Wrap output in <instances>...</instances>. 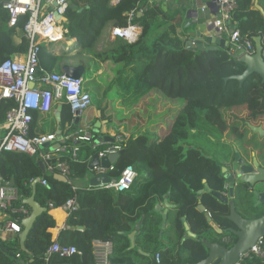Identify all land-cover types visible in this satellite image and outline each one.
Here are the masks:
<instances>
[{"label":"trees","instance_id":"obj_1","mask_svg":"<svg viewBox=\"0 0 264 264\" xmlns=\"http://www.w3.org/2000/svg\"><path fill=\"white\" fill-rule=\"evenodd\" d=\"M153 1L152 5L150 0H119L114 3L113 0H73L66 11L63 24L65 36L69 40L80 39L93 47L110 22L126 26L128 13L138 5L145 7L143 13L135 16V21L142 27V34L137 42L128 43L118 38L107 50L96 55L101 61H109L115 65L123 63L126 68H136L135 75L125 80L130 100L135 97H139L138 100L143 97L155 100L151 107L145 108V114L149 112L146 114L149 123L146 132L132 134L122 143L125 153L114 163L116 168L110 173L113 178H118L127 165H133L138 172L133 186L123 193L100 188L81 187L74 190L73 185L79 186V181L88 177L90 160L100 150L91 144L82 145L78 161H70L66 157L72 172L67 181L44 170L39 156L1 152L0 175L4 181L15 180L20 196L15 206L23 205V200L33 194L32 184L36 179L46 178L49 184L43 186L38 183L36 187V200L48 210L33 222L25 240L26 250L21 249L19 237L6 240L0 238V264H95V239L114 243L111 264H152L151 255L147 254L149 252L153 255L160 252L163 264H196L207 256L204 241L208 239L211 228L205 213L198 208L199 204L206 206L218 225L227 223L225 215L229 213V205L223 204L211 192L199 195L206 184L212 190H224L222 164L199 148L188 145L187 141L191 131L201 125L215 127L220 133H224L228 126L224 121L223 111H239L244 107L254 82L250 78L243 83L231 78L242 74L246 66L241 62L228 65L225 48L215 52L222 64L212 65L200 76L193 75L191 72L197 68L201 58L208 57L205 54L212 52L186 48L184 40L190 37L188 32L195 27H186L179 11H175L174 21L169 25L160 22V15L163 13L157 7V2ZM253 6L254 0H238V8L234 14V25L242 36L247 35L252 40L259 35L264 38V15L254 10ZM28 19V14L20 15L17 23L10 26V14L0 5V63L12 58L15 53L24 54L28 51L29 42L24 34ZM51 49V46L42 44L39 53L40 74L56 71L61 65L65 52L56 54ZM162 59L180 60L178 69L184 70L186 74L190 73L184 78L182 88L177 93L153 81L155 74L148 66ZM84 76L89 88L86 72ZM109 91L110 89L104 92V98ZM162 101H177L179 104L182 101V104L171 110L172 117L171 112L164 116L167 120L164 126L160 123V118L151 120L152 116L164 108L160 105L163 104ZM13 104V101H3L1 120ZM57 105L62 106L61 121L65 125L73 118L71 108L66 103ZM100 109L102 116H105L106 106H101ZM38 112L32 113V128ZM259 113L264 115L263 110ZM93 131L95 138L101 135L98 128L93 127ZM72 197L76 198L78 207L69 213V228L63 230L58 241L63 245H75L79 253L65 258L55 255L47 261L45 254L53 242L50 229L56 226V220L50 214V206L52 204L54 208H60ZM166 198L176 208L172 221V246L169 248L160 246L159 233L163 218L157 209L159 202ZM18 216L20 214H11L13 219ZM184 217L191 232L202 235V238H188L182 242L186 232ZM141 219L143 224L137 236L138 244L135 249H131L129 234L136 229ZM225 235L231 236L232 242H235L236 238L230 232L220 238ZM138 248H143L145 253L139 252ZM178 248L179 252L171 255L172 250ZM183 250L187 251L186 254H183ZM11 253L20 256L14 257ZM241 264L264 262L253 258Z\"/></svg>","mask_w":264,"mask_h":264},{"label":"built area","instance_id":"obj_2","mask_svg":"<svg viewBox=\"0 0 264 264\" xmlns=\"http://www.w3.org/2000/svg\"><path fill=\"white\" fill-rule=\"evenodd\" d=\"M73 0H3L2 7L10 14L9 25L14 26L20 15L28 14L29 19L24 27V34L29 42L28 51L21 54V58H7L0 63V131L5 133L0 137V153L21 152L30 156H39L45 164V169L52 174H61L71 177L70 161H78L83 144H91L100 148L96 153L99 158L108 157L119 153L123 149L122 143L129 138L125 132L114 135V141L96 142L95 134L90 123L80 122L79 116L93 106V95L86 86L87 79L66 76L63 72L51 71L39 73V53L42 44L52 45L53 52L65 51L71 43L80 44L78 39L66 41L65 30L62 26L63 17ZM119 0H113L117 2ZM219 9L215 20L213 33L216 37L225 38V50L228 65L235 64L245 55L255 52L254 40L247 35L242 36L240 30L234 25V14L238 8V0H214ZM151 2V0H150ZM207 7L204 6L203 11ZM145 7L138 5L128 13L127 25L119 26L110 22V39H123L128 43H135L140 39L142 27L135 21L138 13H143ZM66 45H63L64 43ZM34 84L33 87H30ZM3 101H13V105L5 112L1 120V107ZM58 103L70 106L73 118L65 123L60 132L32 134L33 112H50ZM73 132L75 143H68L69 135ZM61 136V137H60ZM60 143L55 150L45 151L44 145ZM50 148V147H48ZM69 157V160L66 159ZM116 168L112 163L109 166L95 165L90 172L95 176L109 174ZM111 176V175H110ZM138 177V172L133 165H127L121 175L109 182H100L96 186L83 188H100L123 193L129 190ZM0 175V212L4 219L0 221V236H18L23 230L22 221L31 214V208L25 204L15 206L20 200L16 187L4 183ZM43 186L49 184L48 179L40 178ZM74 190L81 189L73 185ZM50 210L55 209L51 204ZM78 207L75 197L70 198L62 209L70 213ZM20 214L13 219L11 214ZM66 227H69L68 225ZM224 241L231 243V236H225ZM75 245H63L58 240H53L47 249L45 259L49 261L57 255L61 258L72 257L78 254ZM114 253V243L110 240L95 239L93 241V255L95 264H111ZM20 254H17L19 257ZM258 258L264 262V237L247 251L240 254L239 263L247 259ZM154 264H163L160 252L154 256Z\"/></svg>","mask_w":264,"mask_h":264},{"label":"water","instance_id":"obj_3","mask_svg":"<svg viewBox=\"0 0 264 264\" xmlns=\"http://www.w3.org/2000/svg\"><path fill=\"white\" fill-rule=\"evenodd\" d=\"M255 6L258 10L264 14V10L258 4V0H255ZM66 20V17H63ZM117 25V24H116ZM215 24H211L208 29V35H203L200 30L196 31L195 38L191 36L186 37L184 45L186 48L192 51H206L216 52L225 48L226 39L216 37L213 33ZM255 43V52L251 55H245L239 62L246 66V70L243 74L234 75L231 78L239 80L241 83L249 76L254 75L261 79L264 83V38L262 35L255 36L253 38ZM62 72L69 77L80 78L86 72L84 65L73 66L66 64L62 68ZM31 84L30 87H33ZM62 106L58 107L56 116L60 119ZM101 116V111L98 112ZM102 125L101 121H97L95 124L96 128H100ZM255 132H259L264 136V129L262 127L251 126ZM61 137V136H60ZM105 140L114 141V137L99 136L96 138L97 143H101ZM60 143L46 144L44 145L45 151L55 150L58 148ZM50 147V148H48ZM125 153V149H122L119 153L110 155L108 157L99 158L95 154L89 164L90 169L95 165L109 166L115 163L119 157ZM42 168L45 170V164L43 161L40 162ZM222 172L225 177L224 191L212 190L211 187L206 184L205 188L199 191V195L205 192L212 193L218 198L223 204L229 205V213L225 215L227 220L226 224H217L213 221L211 212L206 208L204 204H199L198 208L205 213L210 225L217 233V237L214 240H206L205 245L207 250V256L196 264H238L240 254L250 249L260 237H264V166H259L255 163V166L248 164L246 161H236L232 169L229 170L227 167L222 168ZM55 177L67 181V178L61 174H55ZM117 178H113L116 181ZM111 176L109 174L95 176L92 179V185L96 186L100 182H109ZM10 187H15V180L4 182ZM40 183V178L36 179L33 186V194L25 198L23 203L31 208V214L22 221L23 230L19 233L20 245L22 250H26L25 240L29 233V230L33 222L39 215L48 210L47 207L42 206L36 200V187ZM165 208L162 209L163 205L158 204L157 209L160 210L163 221L160 231V239H162L163 233L167 226V220L171 209H175V205L165 200ZM185 221V228L188 231L189 236L196 237L190 231V226L186 221V217L183 218ZM143 224V219L137 224L136 229L129 234L131 240V248L136 246V236ZM226 225V226H224ZM230 232L236 240L235 242L226 243L224 237L220 238L221 235ZM14 257L17 254L11 253Z\"/></svg>","mask_w":264,"mask_h":264},{"label":"crops","instance_id":"obj_4","mask_svg":"<svg viewBox=\"0 0 264 264\" xmlns=\"http://www.w3.org/2000/svg\"><path fill=\"white\" fill-rule=\"evenodd\" d=\"M1 1H3V0H0V5L2 6ZM155 1L157 2V7L163 13L160 15L159 21L164 22L167 25H169L171 22L174 21L173 16H174L175 11H179L181 14V18L186 22L185 23L186 27L187 26H189V27L194 26L195 27L194 30L188 32V35L191 36L193 39L195 38L197 30H200L203 33V35H208L209 34L208 33L209 27L211 26V24H215V20L219 15V9H218V6L214 0H155ZM150 3L153 5L154 1L151 0ZM258 4L264 10V0H258ZM204 6H206L207 8L203 11L202 8ZM253 9L258 10V8H256V6H255V0H254ZM262 15H264V14H262ZM64 22L65 21L63 20V24H64ZM63 24H62V26H63ZM17 40L20 41L19 38ZM74 40H76V39H72V41H74ZM78 40L80 41L79 46H81L83 40H80V39H78ZM113 41L114 40L110 39L109 28H108V26H106L105 32L102 33V35L96 40V42L93 45L96 55L99 52H104L105 50H107L111 46V43ZM84 43L85 44H83V45H87L88 47L89 46L91 47V45H89L86 41H84ZM45 46H48V45L45 44ZM50 46L52 47V45H50ZM85 49H86V47H84V46L79 47L78 50L73 52L72 55H80V54L86 53V52H82ZM61 52L63 53L64 51H61ZM61 52L59 51V52H55V53L60 54ZM77 52H78V54H75ZM21 54L22 53H15L13 58H21ZM96 55L94 54V56H93V57H95V60L97 62L96 69H92L91 58L89 56H87L85 58V60L83 59L80 62H76L74 60L64 61V59H63L61 62V65L56 69V71L62 72V68L66 64H70L73 66H77V65L82 64L86 67V76H88L89 79H92L90 75L94 72V70H96L94 72L96 74V76H94L95 77L94 80L99 78L100 84H98V85H96V84L91 85L90 84L89 89H90V91H92L91 93L93 95L94 92L96 93V88H100L101 90L98 93H96V95L98 97V101L100 100L99 104H102L104 102L105 105H103V106H106V104H107L109 109H111V107H114V106H116V108H121L125 104H131V105L135 104V105L142 106V107H144V106H150L151 107V105H153L155 100L151 101L150 98L143 97L140 100H138L139 102H134L130 99L125 100L124 98L122 99L121 97H119V94L122 95V94L126 93L125 92V90H126L125 80L129 79V77H132L133 75H135V72H136L135 67L126 68V67H124L123 63H119V64L115 65L109 61H101ZM205 55H207L208 57H205L204 59L201 58V60H200V61L203 60V62L205 63L204 66H207L205 69L209 70L212 67V65L218 66L219 64H222L220 60H219V63H217V61H216V59L217 58L219 59V57L213 55V58H210L209 54L206 53ZM203 56H204V54H203ZM179 61L180 60L167 61L165 59H162V62L159 63L157 66L158 70L156 68L157 74H155V73L154 74L158 75L159 71H160V72H162L163 77L159 78L158 80H155V81L153 80V81L156 83H159L164 88L169 89L170 91H173L174 93H177L182 88L184 78L190 74L189 73V74L185 75L184 70H182L180 68L178 69L177 65H178ZM150 70H152V69H150ZM111 71H112V73H114V75L109 80L108 75H109V72L111 73ZM206 71L201 70V73L199 74V76L202 75ZM191 73L193 75H196V69L192 70ZM112 88L118 89L117 95L114 98H110V97L104 98L103 97L104 92L106 90H109V89L111 90ZM115 101H118V103H115ZM161 103H163V104H160V105L164 106V108L160 109L159 113L154 115L155 116L154 120H157L160 118V123L162 124V126H164L167 123V120L164 119V116L167 113L169 114L171 112V110H174L180 104H182V101L180 102V104L177 103V101H175V102L174 101H162ZM58 107H59L58 105H55L53 110L50 112H46V113L38 112L35 124L33 125V128L31 131H33L34 134L60 132V130L64 127V124H62L61 117L59 119L56 116V113L58 111ZM99 111H101V116L98 113ZM150 111H151V109H150ZM111 113H119V112L116 111V112H111ZM60 114H61V112H60ZM105 114H106V112H105ZM172 114H173V111L171 112L170 117H172ZM123 116H125V115H123ZM79 118H80V122L85 120L84 123L92 124V128L95 127V124L97 123V121H101L102 125L100 128H98L100 130L99 132L101 133L100 136L111 135L112 137H114V135L116 133H119L114 128V125H113V122L111 121V119H109L105 116H102V110L99 108V106L97 107V105H95L94 103H93V106L89 110L83 112L79 116ZM145 130H147V125H146V128L142 129L141 132H144ZM138 132H139V130L133 131L132 133L125 131V133L127 135H129V137L132 134H135ZM4 133H5V130L2 129L0 131V137ZM69 135H71V137L68 139V143H70V144L75 143V138L73 137V132H71ZM232 139H234V138L232 137ZM107 141H111V140H107ZM240 151L244 155L247 154L243 147H240ZM223 156L221 157V160H219V161L224 163V164H226V163L228 164L230 161H228V160L225 161V158ZM91 160H90V162H91ZM89 169H90V167H89ZM94 177H95V175H93L90 172L86 179L79 181V186L80 187H85V186H89V185L94 186V185H92V179ZM159 204L163 205L162 209H164L166 207L165 201H161V202H159ZM58 209H62V207L50 210V214H52V216L56 220V226L50 229V232L52 234V240H59L63 230L69 228V227H66L67 226V218H68L69 213L66 210L62 209L64 211L63 212L64 214L62 217L63 222L61 225H59V220L57 219V216L53 213V211L58 210ZM175 209H171L169 212V217L167 220V226H166V229L163 233L162 239H160V233H159V239L161 241L160 242L161 247L169 248L172 246L171 241L173 239V234H174V228H173L172 221H173L174 216H175V211H176ZM3 219H4V216L0 212V221H2ZM185 230H186V228H185ZM138 234H139V232L137 233V236H138ZM208 234H209V236H208V239H206V240H214L217 237V233L214 230V228H212V227L209 229ZM196 235H197L196 237L189 236L188 231L186 230L185 237L183 238L182 242L184 243V241L188 238L200 239L203 237L200 234H196ZM18 236L17 235L16 236H14V235H12V236L1 235L0 238L6 240V239L16 238ZM137 236H136L135 248L137 247V244H138ZM225 236H223V237H225ZM130 243H131V240H130ZM130 248H131V246H130ZM135 248H131V249H135ZM138 250L141 253L142 252L145 253L143 248H138ZM178 252H179V248L172 250L171 255H175ZM186 252L187 251L183 250V254H186ZM147 254L151 255V262H152V264H154V256L155 255H153L150 252Z\"/></svg>","mask_w":264,"mask_h":264},{"label":"rangeland","instance_id":"obj_5","mask_svg":"<svg viewBox=\"0 0 264 264\" xmlns=\"http://www.w3.org/2000/svg\"><path fill=\"white\" fill-rule=\"evenodd\" d=\"M103 32H105V29L103 30ZM67 39V38H66ZM66 41H70V40H66ZM71 42V41H70ZM63 45H66L65 42L62 43ZM85 44L84 41H82L81 46H79V44H77L76 42L71 43L68 47L66 46L65 49V55H64V61H69V60H74L76 62H80L83 59L85 60V58L87 56H89L91 58V64H92V69H96V65L97 62L95 60L94 54L95 53V49L94 47H88L87 45H83ZM86 47V49L82 52H86L80 55H72L73 52H75L76 50H78L79 47ZM61 52V51H60ZM62 54V52L60 53ZM75 54H78L75 53ZM209 57L213 58V55L215 56L216 53H209ZM205 57H202V59H204ZM220 58L216 59L217 63H219ZM162 60H160L159 62H156V64H151L150 66H148V68L152 69V72L157 74L156 72V68L158 70V64L161 63ZM204 62L203 60L200 61L198 63V67L196 68V75H199L201 73V70L206 71L207 69H205L207 66H204ZM82 65V64H80ZM153 65V66H152ZM78 66V65H77ZM96 70H94L95 72ZM92 73L90 76L92 79H89V77L87 76V78L89 79V85H98L99 83V78L94 80V76H96L95 73ZM114 75V73L109 72V80L112 78V76ZM186 75V73H185ZM162 72L159 71L158 75H155L153 78V80H158L159 78H162ZM112 87V86H111ZM101 89L100 88H96V93H98ZM117 88H112L110 90V92L107 94V97L110 98H114L117 95ZM92 92V91H91ZM125 92H128V90H125ZM96 93H93V103L95 105H97V107L99 106V108L104 104V102L102 104L100 103V100L98 101V97L96 95ZM129 93V92H128ZM255 94V90L252 89L251 90V95ZM123 95V96H122ZM119 94V97H121L122 99L124 98L125 100L131 99L130 95H128L127 93L125 94ZM253 97H250L249 100L246 102V104L244 105V107H242L239 111H232V110H225L223 111V115L225 120L227 121L228 125H229V121L232 120V118H234V120L238 119L242 114H244V110L248 109L250 104L253 103L254 101H252ZM139 99V97H135V99H132V101L136 102ZM119 101V100H118ZM118 101H115V103H118ZM256 106H259L258 102L256 104ZM146 107H150V106H138V105H131V104H125L124 106H122L121 108H116V106L111 107V109L108 108L107 104H106V114L105 117L111 119V121L113 122L114 128L118 131V132H133L136 130H139V132L142 131V129L146 128V125H148V113L145 114V108ZM251 108V106H250ZM249 108V109H250ZM89 110V109H88ZM119 112V113H111V112ZM143 114V115H142ZM125 115V116H123ZM143 116V117H142ZM155 116H152L151 120H154ZM85 120L82 121V123H84ZM237 128V126H236ZM236 128L234 129V131L236 130ZM214 129L210 128V127H206V126H199L195 129H193L190 133V138L187 141V144L190 145L192 144L193 146H197L202 148L206 154L211 155L216 157L218 160H221V157L224 155H227L228 152L230 151L228 150H223L222 147L221 149L219 148L218 144H216L218 141H220V138L222 137L223 134H216L214 131ZM228 130V129H227ZM146 132V130L144 131ZM221 135V136H220ZM211 136H215V140H211ZM223 156V157H224Z\"/></svg>","mask_w":264,"mask_h":264},{"label":"flooded vegetation","instance_id":"obj_6","mask_svg":"<svg viewBox=\"0 0 264 264\" xmlns=\"http://www.w3.org/2000/svg\"><path fill=\"white\" fill-rule=\"evenodd\" d=\"M249 78L253 79L254 85L252 89L255 90V94L251 95L250 92L249 96V98L253 97L252 101H254L250 104L251 108L249 106L250 109L248 108L244 110V114H242L237 120L232 118V120L229 121V125L223 115L226 126H228V130L226 129L224 133H220L215 127H210L214 129L213 131L216 134H223L220 138V141H218L216 144H218L220 149L222 147L223 150H230L228 154L224 156L225 161L228 160L230 162L228 164L226 163V165L220 162L216 157L206 154L207 152L205 153L202 148L194 145V147L199 148L206 155L217 159L222 164V168L227 167L229 170H231L233 165L236 164V161L241 160H244L253 166H255V163H258L259 166H264V136H262L259 132H255L251 127H262L264 129V115H260L261 112L259 113V111H264V83H262L261 79L254 75L247 77L243 82ZM257 102L259 106H256ZM235 128L236 130L234 131ZM232 137L234 139H232ZM215 138V136H211V140L214 141ZM191 146L193 145L191 144ZM240 147L244 148L245 152L247 153L246 155L240 151Z\"/></svg>","mask_w":264,"mask_h":264},{"label":"bare ground","instance_id":"obj_7","mask_svg":"<svg viewBox=\"0 0 264 264\" xmlns=\"http://www.w3.org/2000/svg\"><path fill=\"white\" fill-rule=\"evenodd\" d=\"M64 211L62 209H58V210H55L53 211V213L57 216V219L59 220V225L62 224L63 220H62V217H63V213Z\"/></svg>","mask_w":264,"mask_h":264}]
</instances>
